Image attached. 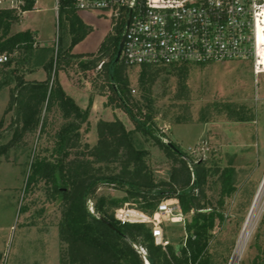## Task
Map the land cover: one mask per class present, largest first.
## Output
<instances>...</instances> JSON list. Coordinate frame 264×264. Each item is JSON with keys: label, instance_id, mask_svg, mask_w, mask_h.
Instances as JSON below:
<instances>
[{"label": "trees", "instance_id": "trees-1", "mask_svg": "<svg viewBox=\"0 0 264 264\" xmlns=\"http://www.w3.org/2000/svg\"><path fill=\"white\" fill-rule=\"evenodd\" d=\"M21 4L15 8L0 9V55L7 54L9 61L0 64L1 85L12 88L9 111H13L10 125L11 138L0 142V157L10 159V151L30 135H37V145L29 164L26 192L44 183L48 197L61 202V219L58 224L59 239L64 245L60 264H144L135 245L143 246L150 264H227L228 255H217L210 251L216 222L225 220L226 200L237 191L232 167L221 168L219 163L208 160L188 162L186 153L176 143H166L156 132L154 120L157 115L151 107L137 103L138 114L131 108L132 95L127 76L128 67L117 60L125 26L120 24L110 32L106 52L90 61L81 63L83 70H95L101 65L105 82L113 85L111 103L125 112L134 125L128 130L124 122L114 119H99L96 124L97 141L94 146L84 141V133L91 128L90 113L82 109L65 93L59 82L51 80L54 66L60 69L61 61L50 59L44 65L45 81H26L19 71L28 67L35 56L36 38L31 31L13 32L21 23L25 12L34 10L37 0H16ZM64 3L59 18L71 25V32L82 26L78 12ZM264 31V27L262 28ZM81 35L87 31L82 29ZM111 37V38H110ZM263 51H264V35ZM79 40L73 37V42ZM59 54L61 55L60 51ZM63 60L64 57H63ZM188 64L171 66L178 71L177 99L187 98ZM171 67H140V88L145 101L151 103L152 88L164 70ZM229 116L240 122L249 118L227 106ZM56 113L62 120L53 138V145L45 146L48 130L54 124L50 115ZM189 116H178L174 124L188 123ZM203 122H207L205 116ZM84 130V132H83ZM140 134L146 142L152 141L171 162L169 180H158L148 162V151L136 146L133 136ZM1 139V137H0ZM216 180L220 186L216 204L210 197V184ZM101 186L125 192L124 197L100 194ZM177 200L184 221L185 240L180 247L169 245L167 251L155 244L152 227L144 223L121 224L116 211L125 204L152 216L161 202ZM94 203V213L89 209ZM22 209L21 212H25ZM110 222L115 229L103 221ZM165 229V226H164ZM166 236V234H165ZM229 249L226 251L229 253Z\"/></svg>", "mask_w": 264, "mask_h": 264}, {"label": "rangeland", "instance_id": "rangeland-1", "mask_svg": "<svg viewBox=\"0 0 264 264\" xmlns=\"http://www.w3.org/2000/svg\"><path fill=\"white\" fill-rule=\"evenodd\" d=\"M9 5V1L2 0L0 9ZM38 8V11L25 16L23 13L21 23L13 32L21 29L34 31L46 47L41 49L40 44H34L33 62L20 69L18 75L23 74L26 79L28 73L40 65L44 68L50 59L54 63L60 60V69L54 66L51 80L59 82L65 93L82 109L89 110L91 128L84 133V141L91 146L97 141L96 124L99 119L119 117L128 130H134L128 115L117 109L115 102L110 101L114 86L105 82L101 71V65L108 62L110 56L95 70L86 71L81 67L82 62L106 52L110 44L107 40L111 29L110 18L100 12H78L82 26L77 27L78 32L72 33L71 25L59 18L54 0H40ZM119 24L125 26V35L126 21ZM82 29L87 31L85 36L81 35ZM73 37L79 40L73 42ZM41 60H44L43 64ZM259 66L264 72V53ZM188 70L186 99H177L179 70L171 67L159 76L152 88L150 103L145 101L140 88L141 68H128L133 103L131 108L138 114L137 103L151 107L157 115L154 120L157 134L164 137L166 143L179 145L186 153V161L208 160L210 164L219 163L221 168L235 169L237 191L226 200L224 222L221 225L216 222L211 252L226 254L230 258L260 194L240 264H264V73L256 78L252 60L203 66L189 64ZM16 78L10 79L9 86L1 85L0 80V142L3 143L12 134L10 125L14 114L9 111L8 105L12 88L17 83ZM227 106L247 115L249 121L232 119ZM178 116H189L192 120L174 124ZM203 116L207 122H203ZM50 117L54 124L48 130L47 141H44L46 147L53 145L52 137L62 123L58 114L52 113ZM133 140L136 146L148 151V162L156 178L169 180L171 162L165 154L152 141L146 142L140 134H135ZM37 141V135L27 136L17 149L10 151L8 161L0 157V264H60L64 248L58 228L61 202L48 197L44 183L25 191L29 164ZM215 181L210 184L212 190L209 195L216 204L220 186ZM98 193L118 198L126 195L125 192L107 186H101ZM127 207L136 208L130 204ZM23 208L25 212H21ZM163 221L171 245L180 247L185 240L183 224ZM228 249L229 253L226 252Z\"/></svg>", "mask_w": 264, "mask_h": 264}, {"label": "built area", "instance_id": "built-area-1", "mask_svg": "<svg viewBox=\"0 0 264 264\" xmlns=\"http://www.w3.org/2000/svg\"><path fill=\"white\" fill-rule=\"evenodd\" d=\"M7 1L8 8L18 7L16 2L21 4ZM64 3L77 12L106 14L111 21L110 32L126 21L121 60L128 68L252 60L256 78L264 73L258 65L264 0H55L57 11ZM8 61L7 54L0 55L1 65ZM127 205L116 211V219L121 224L150 225L155 244L167 251L171 243L165 236L163 220L183 225L185 221L178 201L161 202L152 216ZM89 209L94 213L92 201ZM247 242L241 234L227 264L241 263ZM135 249L144 264H150L147 250L141 245Z\"/></svg>", "mask_w": 264, "mask_h": 264}, {"label": "crops", "instance_id": "crops-1", "mask_svg": "<svg viewBox=\"0 0 264 264\" xmlns=\"http://www.w3.org/2000/svg\"><path fill=\"white\" fill-rule=\"evenodd\" d=\"M39 2H40V0H37V2H36V5H35V7H34V10L33 11H30V12H25L24 13V16L25 15H27L28 13H32V12H34V11H38L39 10V8H38V4H39ZM54 2H55V0H54ZM57 10V9H56ZM59 15V14H58ZM21 31H27V30H25V29H21ZM29 31H31V30H29ZM18 32H20V31H18ZM32 33H34L35 34V38H36V44H40V48L42 49V48H44V47H46L45 46V42H40L39 41V37H38V34L36 33V32H34V31H31ZM263 57V56H262ZM41 64H43L44 63V60H41V62H40ZM44 68H43V66L42 65H40V66H38V67H36V70H33L31 73H28V75L26 76V81H45L46 80V78H47V74H46V71H45V69L43 70ZM107 102V101H106ZM119 118V117H118ZM110 119H114L113 117L112 118H110Z\"/></svg>", "mask_w": 264, "mask_h": 264}, {"label": "bare ground", "instance_id": "bare-ground-1", "mask_svg": "<svg viewBox=\"0 0 264 264\" xmlns=\"http://www.w3.org/2000/svg\"><path fill=\"white\" fill-rule=\"evenodd\" d=\"M260 31H262V29H260ZM262 41H263V39H262V36L260 35V40H259L258 50H259V55H260L261 59H262V56H263V53H264V51H263V46H262V44H263ZM261 59L259 60L258 65H260V61H261ZM259 198H260V194H258L257 201H256V203H255V205H254V207H253V210H252V212H251V214H250V216H249V218H248V220H247V222H246V224H245V227H244V229H243V231H242V236H243V238H244V240H245L246 242L248 241L249 236H250V235H249V234H250V232H249V227H250V224H251V222H252V220H253V213H254V211H255V207H256V204H257Z\"/></svg>", "mask_w": 264, "mask_h": 264}, {"label": "water", "instance_id": "water-1", "mask_svg": "<svg viewBox=\"0 0 264 264\" xmlns=\"http://www.w3.org/2000/svg\"><path fill=\"white\" fill-rule=\"evenodd\" d=\"M130 21L127 22V26L129 25ZM125 39H126V35H123L122 38H121V42H120V47H119V51H118V57H117V60H120L121 58V55H122V51H123V48H124V44H125ZM169 145L171 147H174L172 145V143H169ZM102 221L108 226L110 227L111 229H115V227L108 221H106L104 218H102Z\"/></svg>", "mask_w": 264, "mask_h": 264}]
</instances>
